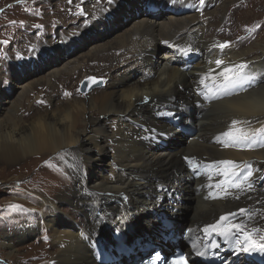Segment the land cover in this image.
I'll return each mask as SVG.
<instances>
[{
	"label": "bare ground",
	"instance_id": "1",
	"mask_svg": "<svg viewBox=\"0 0 264 264\" xmlns=\"http://www.w3.org/2000/svg\"><path fill=\"white\" fill-rule=\"evenodd\" d=\"M31 1L45 6L49 0ZM83 1H56V16L79 13L82 20L46 43L44 49L51 47L54 55L50 58L60 59L64 46L69 55L90 38L101 41L104 34L113 35L119 28L121 33L113 41L95 43L78 58L68 56L63 67L53 69L43 79L19 82L15 100L3 98L0 90V167L63 154L60 163L67 170L65 175L51 172L43 176V183L61 189L52 196L36 193L46 210L38 222L17 227L16 237L32 233L37 225L46 227L54 247L52 264H137L145 248L160 241L153 237H167L164 227L168 222L178 229L181 216L176 207H183L191 232L177 244L193 240V245L184 248L187 256L193 257V264H204L196 251L209 233L218 234L209 225L224 228L240 223L259 240L264 236V137L260 133L264 122V40L259 38L253 46L233 44L221 49L223 39L212 34L222 24L210 25L209 20L216 8L223 7V0H162L158 10L140 8L149 0H127L125 10L118 11L124 0H86L81 5ZM39 11H31V16ZM107 14L113 17V28L102 29L100 20ZM128 14L130 18L124 22ZM160 47L166 49L154 56ZM217 59L225 63L217 65ZM91 61L97 65L90 66ZM241 64L247 65L241 72L245 78L224 88V68ZM85 69H98L104 83L76 96L73 86ZM131 71L141 73L131 77ZM237 71L233 68V73ZM63 77L74 80L72 87L65 88L67 98L55 102L50 95L45 102L38 94L36 105L25 106L34 87ZM177 107H192L197 118L190 129L181 126L186 130L183 143L157 149L155 145L162 146L167 136L174 137L179 129L177 124L167 123L172 122V109ZM23 110L30 115H21ZM102 169L107 172L102 173ZM249 171L253 176L245 187L250 182L251 190L231 188L229 181L243 179ZM183 199H187L186 204ZM163 202L173 204L172 212H158ZM240 208L248 209L251 219L241 215ZM130 209L136 218L150 211L145 218L150 225L156 224L136 231ZM222 216L227 219L221 220ZM114 220L124 224L110 228L106 236L105 230ZM134 233L141 241L132 237ZM218 236V264H264V253L236 250V241L242 240L243 234L230 239ZM4 245L12 254L9 237Z\"/></svg>",
	"mask_w": 264,
	"mask_h": 264
},
{
	"label": "rangeland",
	"instance_id": "2",
	"mask_svg": "<svg viewBox=\"0 0 264 264\" xmlns=\"http://www.w3.org/2000/svg\"><path fill=\"white\" fill-rule=\"evenodd\" d=\"M21 1H23V3H21ZM56 1L58 0H49L47 1L48 5L43 6L41 4L34 5V1L31 0H0V90L2 91L1 93H3V98L6 97L7 100H15L20 93V89L15 86L19 82L20 84L22 82L33 83L36 80H40V78L43 79L50 75L53 69L57 67H63V63H65L64 61H67L66 58L68 56H74V59L78 58L81 54L90 50L92 45H94L95 43H102L103 41H105V39H110L111 41H113L114 38L122 31V28H119L113 35L104 34L105 38H102L101 41L90 38L88 41H86V44L83 48L76 49L74 52L69 51V55L68 49H66V46H64V50L62 51L61 49V53L59 56L60 59L54 61L49 57V55L54 56L53 53H51L52 51H50L51 47H47L46 50H49V53L44 54L46 52V50L44 49L46 43L50 40H55V35L57 34V37L59 31L65 34L66 32L70 31V29L76 27L79 21L82 20V18H80L79 16V13L72 14L71 12H62L59 17L56 16V11L58 10L56 9L58 6L54 7ZM126 1L127 0L121 2L117 11L121 9L125 10V8L127 7ZM132 1L134 2L137 0ZM149 1V4L151 5L142 4L140 5V8L143 9L144 7H147L148 9L158 10L161 7L162 0ZM223 1V7L218 9L216 8L214 17L209 20V24H222L219 28H216L218 30H214V33L212 35L223 39L222 44L228 42V47L226 46L225 48H230L233 46V44H239L244 47H248L249 45L253 46L254 42L259 40V38L264 40V0ZM25 2L31 5H24ZM85 2L86 0H84L81 5H84ZM127 2L130 3L131 0H128ZM23 6H25L26 8H31L32 6L36 9L31 11L35 12L39 9V13L41 16L43 15V17L39 18L38 15H36L37 18L32 17L31 11L30 13L26 12ZM213 8L214 7H212L211 9ZM164 12L167 14L168 10H165ZM71 17H74V19L70 20ZM87 18H89V16H87ZM129 18L130 14H128L127 17H124L123 21L126 22ZM61 19H64V21H61ZM27 20H30L31 23L28 24L30 25V27H26V29L24 25H26ZM111 20L113 21V17L111 15H105L100 20L101 24L99 23L101 28H113ZM44 22H47L48 24L40 27ZM31 27H38V30H34ZM38 32L42 34H39ZM73 38L76 39V35H73ZM3 41H7L8 43H3ZM15 45H18L17 53L19 57H21V59L24 61L22 63V66L17 65L20 62L18 59L11 60V58L13 57L12 49ZM165 49V47H160L157 50L156 55L154 56L160 55ZM91 62L90 66L93 65V67H95L97 65L96 61H93L92 64ZM140 73V71H131L130 76L135 77ZM89 77H96L97 79H99V81H101V83L97 84V87L93 86V88H90L82 93L80 91V88L83 85L84 81ZM147 77H149V75ZM104 78L105 77L101 73H99L98 69L93 71H91L90 69L83 70L80 76L76 79L77 84L73 86V88H76V96H82L89 93L91 90L98 89L103 85ZM73 81L74 80H70V78H68L67 80L64 77L56 78L49 84L34 87L30 92L25 106L29 107L31 103H34L36 105V101L34 102V98L37 97L38 94L41 95L39 96L41 98L40 100L44 98L45 102L48 101L50 95H54L53 100L55 99V102L67 98L68 96L65 94V88L67 85L69 87H72ZM72 95L75 96L74 94ZM41 107L46 108L45 106ZM257 109L261 108L257 107ZM24 110L23 113L20 112V114L28 117L30 113ZM172 112V122H167L166 120L165 121L170 125L177 124L179 126V129L176 133H174V137L172 135L167 136V140L163 141L162 146L155 145L157 149L167 148L169 145H173L174 143H183L185 140L186 130L192 127L193 122L197 118L196 113L192 107H177L175 109H172ZM165 118L166 117H164V119ZM262 124L263 127L261 128L260 133L264 131V122ZM185 125L187 126L186 130H184V128H181V126ZM262 135L264 137V133ZM63 157V154H57L56 158H54V155L42 156L37 161L30 164H17L12 168L0 167V259L7 262L8 264H52V262L50 261V252L54 250V247L51 244V236L46 227L37 225L32 233L19 239L16 237L15 231L17 227L25 225L26 223V225L28 226V222L30 224H33L41 219L42 212H44L46 208H42L40 202L38 201L39 199L36 195L38 191L39 193L46 195L51 194L52 196L57 192L56 190L61 189L55 184H45L41 179L44 175L51 174V172H57L65 175L67 170L60 163ZM101 172L105 173L107 172V170L102 169ZM183 202L186 204L187 199H183ZM163 204L164 205L159 208L160 211H158L160 214L162 212H172L171 208H174L172 203L163 202ZM10 205H21L23 207V211L15 210L10 207ZM60 207L65 209L66 206L61 205ZM176 208V213L181 216V225L179 227L176 226L178 227V229H176L172 221L168 222L165 225L164 230L165 232L169 231L170 235L166 238L164 236V239L159 238L160 236H157L156 238L153 237L155 241L156 239H160V241H157L159 243L156 242V244H160L163 247H168L172 243V239H176V236H179V238L181 237V233L183 230L181 228L188 227L187 223L184 221V216L182 214L183 207ZM185 212L189 213V211H187L186 209ZM146 215H150V211L141 212L136 218L133 213V209H130V219L134 220L133 225L135 226L134 229L136 231L138 229L142 230L148 227L153 228L154 224H156L155 222H153L150 225V223H148L147 219L145 218ZM119 224L124 223L119 221L115 222L114 220V222H112V225L106 228V236L110 232V228L113 229ZM136 236L137 235L135 233L132 234V237ZM6 237H9V241L13 243L11 252L12 254H14L13 257H10V255L12 254L8 253L9 248L4 247ZM136 238H140V241L142 239V237L139 236H137ZM112 239L116 241V238H114L113 236ZM147 239L153 242V240H151L150 238ZM168 242L169 245H167ZM0 264H3V262L0 261Z\"/></svg>",
	"mask_w": 264,
	"mask_h": 264
},
{
	"label": "snow or ice",
	"instance_id": "3",
	"mask_svg": "<svg viewBox=\"0 0 264 264\" xmlns=\"http://www.w3.org/2000/svg\"><path fill=\"white\" fill-rule=\"evenodd\" d=\"M111 2V0H110ZM203 2V0H201ZM3 43H8L7 41H3ZM165 43H168L165 41ZM228 42H225V44H221L219 47L223 49L224 47L227 46ZM181 52H184V49H179ZM217 65H223L225 62L223 60L217 59L215 61ZM247 67L245 64H241L239 66L233 65L232 67H225L223 73L221 75L223 76V87L224 88H229L233 87L236 84L240 82V80L244 79L245 77L241 76V72L244 71V69ZM233 68H237L238 71L233 73ZM92 83L97 82L96 77H89L88 78ZM68 95V93H66ZM149 98L145 97V102H147ZM233 123H237L236 121H233ZM243 139L247 140L248 138L245 136ZM221 163L224 164H231L233 163L232 161H222ZM253 176V173L251 171L247 172L244 176L243 179L240 177H236L235 181H229L231 188L237 190V191H247L252 189V184L249 182L246 184L245 187V182H248L250 178ZM238 181V182H237ZM229 193L226 192L225 195H228ZM15 210L18 211H23V207L21 205H10ZM239 213L241 215H246L248 216L249 219H251V213L248 209L241 208L239 209ZM229 216L235 215L234 213H229ZM221 220H226L227 217L222 216L220 218ZM209 228H211L213 231L218 232L219 235H221L224 239H230L232 236L240 233L243 234V239H237L236 241V250L238 252H243V253H252V252H261L264 253V236H260L259 240L255 239L253 237L252 232L248 231L246 226H243L240 223H235V224H229L224 228H221L219 225H209ZM253 231H258V230H253ZM213 247H218V244H213ZM173 264H181L180 261H173ZM182 264H187V261H183Z\"/></svg>",
	"mask_w": 264,
	"mask_h": 264
},
{
	"label": "water",
	"instance_id": "4",
	"mask_svg": "<svg viewBox=\"0 0 264 264\" xmlns=\"http://www.w3.org/2000/svg\"><path fill=\"white\" fill-rule=\"evenodd\" d=\"M86 84V85H85ZM97 84H99V82L96 83H92L89 79H86L81 87V89L83 91H87L88 89H90L93 86H97Z\"/></svg>",
	"mask_w": 264,
	"mask_h": 264
}]
</instances>
